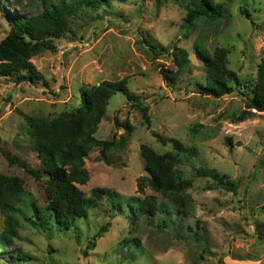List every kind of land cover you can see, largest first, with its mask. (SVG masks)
Returning <instances> with one entry per match:
<instances>
[{"label":"rangeland","instance_id":"1","mask_svg":"<svg viewBox=\"0 0 264 264\" xmlns=\"http://www.w3.org/2000/svg\"><path fill=\"white\" fill-rule=\"evenodd\" d=\"M6 2L5 11L23 15L12 0ZM191 3L131 0L115 1L109 9H87L72 25L76 36H64L56 41L55 53L44 52L31 60L39 74L34 83L0 80V145L32 169L40 167V161L27 134V119L52 120L78 107L83 87L128 78L130 93L148 108L151 121L148 127L137 101L121 93L113 96L95 138L119 141L125 135L128 143L106 158L95 148L85 162L89 182L79 188L87 197L95 188L111 190L118 198L115 206L122 207L123 213L114 210L111 199H104L69 229L45 210L43 180L36 181L0 153V175L25 180V193L14 214L18 235L0 250V264H264V113L234 121L246 109L244 86L220 99L201 95L198 85L206 84V74L195 51L198 46L210 54L217 47L225 48L228 68L237 72L243 84L255 82L264 46V0H216L224 7L222 19L189 25ZM40 10L36 6L33 12ZM2 14L0 8V42L10 30ZM144 38L157 50L149 48ZM177 48L190 55L183 71L173 57ZM161 49L165 51L157 55ZM161 69L179 71L173 86L165 82ZM174 142L196 151L194 158L184 156L178 166L193 180L188 190L191 214L131 219L128 200L144 197L138 187L139 178L146 176L141 147L166 153ZM200 167L216 169L235 181L237 194L197 177L195 169ZM145 191L165 204L160 195L149 188ZM33 202L48 222L38 221ZM167 217L175 225L160 230L158 224ZM6 220L0 214V235L7 229ZM108 223V232L95 239ZM176 230L186 238H177ZM93 243L96 247L91 249Z\"/></svg>","mask_w":264,"mask_h":264},{"label":"trees","instance_id":"2","mask_svg":"<svg viewBox=\"0 0 264 264\" xmlns=\"http://www.w3.org/2000/svg\"><path fill=\"white\" fill-rule=\"evenodd\" d=\"M115 1L125 3L131 0H12V3L23 12L22 16L15 17L4 10L6 0H0L2 15L8 20L10 27L8 34L0 42V80L14 78L18 84L34 83L39 74L31 60L44 52L55 53L56 41L64 36L68 34L76 36L72 25L81 13L87 9L94 11L101 8L109 9ZM36 6H40L41 10L34 13L33 9ZM28 12L30 14H26ZM223 17L224 7L216 3V0H192L187 9L186 22L193 25L201 19L213 22ZM143 40L149 48L157 50L151 40L146 38ZM162 51L165 50L161 49L157 55ZM195 51L206 74V84L198 85L201 95L220 99L225 95H231L236 87L244 86L247 87V91L242 95L248 97L246 109L234 118V121L244 122L247 119L246 115L264 113V46L255 82L244 84L237 72L228 68L229 53L225 48L217 47L212 54L202 46H198ZM173 57L180 70L183 71L188 67L190 55L186 50L178 49L173 53ZM160 73L165 82L172 86L179 77V71L161 69ZM117 93L125 95L128 100L137 101V98L130 93L128 78L103 81L96 86L83 87L80 105L52 120L28 118L27 134L32 148L38 153L40 161L38 168H30L28 164L12 156L0 145V153L10 164L23 168L36 181L43 180L47 200L45 210L52 215L58 225L64 228H71L77 219L87 218L89 210L98 207L104 199H111L114 210L118 209L123 213L122 207L115 206V199L118 198L111 190L95 188L87 197L79 188V185L89 182L90 173L85 168V162L95 148H99L101 156L106 158L108 153L123 151L128 143V137L125 135H122L119 141L116 139L100 141L95 138L112 102L111 99ZM136 103L143 112L146 125L151 127L148 108L138 101ZM127 128L132 130L128 122ZM154 136L160 143L166 145V141L161 136L158 134ZM141 156L144 160L146 176L139 178L138 187L144 197L128 200L129 217L138 220L140 217L152 219L159 213H165L167 216L191 214L193 200L188 190L193 187V180L186 178L178 166L183 162L184 156L189 159L194 158L195 149L188 148L181 142H174L172 150L159 153L152 147L143 145ZM106 162L109 164L108 161ZM195 173L197 177L211 179L218 187L237 194V183L216 169L200 167L195 169ZM24 187L23 178L0 175V214L7 217V229L3 235H0V250L8 247L12 243V238L18 235L19 223L14 214L17 212V205L22 202ZM146 188L160 195L165 204L160 203L156 196L147 195ZM32 208L38 221L48 222L36 202L32 203ZM162 221V224H158L160 230H164L167 224L176 223L168 217ZM109 227L110 223L102 227L95 239L107 233ZM195 235L196 241L200 242L201 236L197 233ZM175 236L180 239L186 238L177 230ZM95 247L96 244L93 243L91 249Z\"/></svg>","mask_w":264,"mask_h":264}]
</instances>
